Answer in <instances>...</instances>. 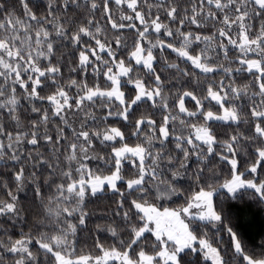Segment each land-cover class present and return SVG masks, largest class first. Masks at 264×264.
<instances>
[{"label":"snow or ice","instance_id":"obj_1","mask_svg":"<svg viewBox=\"0 0 264 264\" xmlns=\"http://www.w3.org/2000/svg\"><path fill=\"white\" fill-rule=\"evenodd\" d=\"M0 264H264V0H0Z\"/></svg>","mask_w":264,"mask_h":264},{"label":"trees","instance_id":"obj_2","mask_svg":"<svg viewBox=\"0 0 264 264\" xmlns=\"http://www.w3.org/2000/svg\"><path fill=\"white\" fill-rule=\"evenodd\" d=\"M253 227H258V221H257L256 224L253 225ZM246 230H247V231H252V228H248V227L246 226Z\"/></svg>","mask_w":264,"mask_h":264}]
</instances>
